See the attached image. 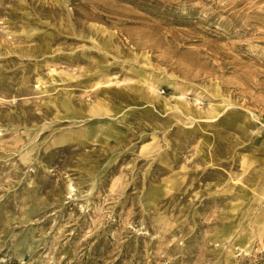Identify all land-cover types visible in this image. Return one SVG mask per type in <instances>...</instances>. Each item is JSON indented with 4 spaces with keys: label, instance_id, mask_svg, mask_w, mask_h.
<instances>
[{
    "label": "rangeland",
    "instance_id": "obj_1",
    "mask_svg": "<svg viewBox=\"0 0 264 264\" xmlns=\"http://www.w3.org/2000/svg\"><path fill=\"white\" fill-rule=\"evenodd\" d=\"M263 212L264 0H0V264H264Z\"/></svg>",
    "mask_w": 264,
    "mask_h": 264
},
{
    "label": "bare ground",
    "instance_id": "obj_2",
    "mask_svg": "<svg viewBox=\"0 0 264 264\" xmlns=\"http://www.w3.org/2000/svg\"><path fill=\"white\" fill-rule=\"evenodd\" d=\"M151 89L153 90V88L151 87ZM154 91V90H153ZM263 214H264V212H263Z\"/></svg>",
    "mask_w": 264,
    "mask_h": 264
}]
</instances>
